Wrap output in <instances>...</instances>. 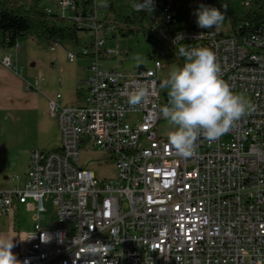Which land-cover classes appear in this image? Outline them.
I'll use <instances>...</instances> for the list:
<instances>
[{
	"label": "built area",
	"instance_id": "built-area-1",
	"mask_svg": "<svg viewBox=\"0 0 264 264\" xmlns=\"http://www.w3.org/2000/svg\"><path fill=\"white\" fill-rule=\"evenodd\" d=\"M105 2L42 1L47 15L85 32L88 41L79 55L90 61L80 83L81 104L63 106L60 94L48 100L59 149L33 150L23 183L0 188V226L14 202L34 222L19 264H264V22L241 36L178 30L183 0H152L150 11L138 10L143 0H135L131 8L156 26L167 51L157 52L152 67L126 73L121 65L105 64L121 55L107 46L114 27L105 23ZM194 47L215 54L220 78L252 108L228 133L215 141L201 137L196 155L182 158L157 132L159 108L168 103L158 74L166 60L182 67L180 49ZM13 49L20 50L19 41ZM74 57L67 54L70 61ZM11 58L0 65L16 73ZM132 81L153 84L157 94L129 106ZM25 83L38 91V79ZM82 138L114 157V179L101 180L79 165ZM48 201L56 207L57 229L40 223Z\"/></svg>",
	"mask_w": 264,
	"mask_h": 264
},
{
	"label": "crops",
	"instance_id": "crops-1",
	"mask_svg": "<svg viewBox=\"0 0 264 264\" xmlns=\"http://www.w3.org/2000/svg\"><path fill=\"white\" fill-rule=\"evenodd\" d=\"M182 16L186 18L183 14ZM2 42L0 34V60L12 54L11 59L16 70L15 73L0 65V188L10 190L23 183L29 155L33 150L59 149L60 132L56 120L49 115L48 100L53 99L60 90L65 93V96L61 94L63 106L68 107L71 103V95L80 99L83 93L80 83L87 78L90 58L80 56L82 48H79L72 61L67 58L68 53L62 54L63 58L59 61L53 54L60 48V42L44 43L32 39L21 42L20 39L19 51L6 48ZM55 44L56 49L52 50ZM78 44L76 42V46ZM84 44L83 42L82 46ZM65 49L70 52L68 47ZM40 53L44 56H40ZM79 58L89 60L81 69L80 75L76 74V77L65 75L62 82L57 81L59 70L63 68L69 72L65 66L66 59L69 65H74ZM73 71L76 72L75 69ZM35 79L40 82L38 91L28 90L25 81L31 82ZM16 177H19L18 182L15 180ZM21 211L29 214L31 219V214L25 207L14 202L12 215L3 217L0 226V236L13 237L14 247L11 251L17 260L24 235L31 232L34 225L31 219V230L23 229L19 218Z\"/></svg>",
	"mask_w": 264,
	"mask_h": 264
},
{
	"label": "clouds",
	"instance_id": "clouds-1",
	"mask_svg": "<svg viewBox=\"0 0 264 264\" xmlns=\"http://www.w3.org/2000/svg\"><path fill=\"white\" fill-rule=\"evenodd\" d=\"M152 0H143L138 10L150 11ZM226 10V5L222 6ZM199 28L221 26L224 12L200 5L196 11ZM185 58L182 67L169 73L161 87L167 89L168 103L159 108L161 116L172 128L167 133L169 147L182 158L196 155L197 141L203 137L215 141L228 133L235 122L251 108V102L233 93L228 83L220 78L215 54L208 48H181ZM127 104L141 106L156 95L155 87L148 82L132 81ZM13 238V237H12ZM12 238L0 236V264H19L12 253Z\"/></svg>",
	"mask_w": 264,
	"mask_h": 264
},
{
	"label": "trees",
	"instance_id": "trees-1",
	"mask_svg": "<svg viewBox=\"0 0 264 264\" xmlns=\"http://www.w3.org/2000/svg\"><path fill=\"white\" fill-rule=\"evenodd\" d=\"M42 1L28 0V5L25 6L21 0H0V34L6 48H13L22 37H33L47 42H78V33L82 30L65 19L47 15L43 11ZM134 1L106 0L104 5L105 23L112 25L114 33L122 37L140 32L147 37L148 41L155 40L156 48L150 54V58L154 59L158 51H167V49L154 31L145 28L144 16L131 8ZM201 1L205 6L224 12L225 19L231 26V32L236 36L254 33L264 22V0ZM223 5L227 6L226 10L222 7ZM183 20L180 13L176 29H197L194 22L187 24L183 23Z\"/></svg>",
	"mask_w": 264,
	"mask_h": 264
},
{
	"label": "rangeland",
	"instance_id": "rangeland-1",
	"mask_svg": "<svg viewBox=\"0 0 264 264\" xmlns=\"http://www.w3.org/2000/svg\"><path fill=\"white\" fill-rule=\"evenodd\" d=\"M22 4L27 6L28 0H21ZM57 0H52V2H56ZM46 4H49L48 2ZM202 4L201 0H183V10L182 14L186 18H193L194 24L197 29H201L198 27L196 20V11ZM144 26L147 30L150 31H157L156 26L149 24L148 19L144 22ZM158 28V27H157ZM215 32H217L220 35H226L228 32L231 31V26L229 24V21L224 18V21L222 22L221 26L211 28ZM107 38V46L108 48L118 50L121 52V55L118 59H114L110 62L105 63L107 66L111 65H121L122 70L126 73L131 72L134 73L138 70L139 67H152L153 66V59L150 58V54L155 50V40L148 41L147 37L140 32H136L134 34H131L127 37H122L119 34H116L113 32H110L109 35L106 34ZM34 40V41H41L44 43H47L45 40L33 38V37H22L21 42L25 40ZM88 37L86 36L85 32H79L78 33V46H76V42H60V48L53 54V56L60 61V58H63L62 54L66 53H72L73 55L77 53V50L79 48H82L83 42H87ZM65 47H68L70 52L65 51ZM65 51V52H64ZM64 52V53H63ZM40 56H44L42 53H40ZM75 56V55H74ZM54 58V59H55ZM77 62L74 63V65H69L68 60L65 61V66L68 67L69 72L64 70L63 68L59 70V75H57L56 80L62 82V79L65 75L68 76H74L76 77V74L78 76L80 75L81 69L87 64L89 61L87 58H79L76 60ZM165 64L167 65V68L160 72L158 74L159 80L165 81L168 78V75L171 71L178 69L177 64L170 63L168 64V61L166 60ZM75 69V73L74 70ZM72 73V74H71ZM65 79V78H64ZM58 92V93H57ZM57 94H62L65 96L64 92L62 90L57 91ZM55 95V96H56ZM75 95H71L72 100L71 103L68 104V107L76 106L77 104H80L84 100V96L74 97ZM127 121H132L134 117L128 116ZM160 123L158 126V135L161 140L168 142L167 139V133L172 130V128L169 126L168 122L161 116L160 114ZM45 150H52V149H45ZM114 157L109 154L108 152H103L98 150L96 147L93 146L91 142H89L87 139L82 138L80 141V151H79V165L82 168L91 170L95 173V175L101 179V180H112L115 178V170L114 165L115 161L113 159ZM44 207L46 209V212L42 214L40 223L44 227H47L51 225V229H57L59 228L58 222H57V214H56V207L51 204L50 201L44 203ZM20 220L22 221V227L24 230L28 231L31 230L32 227V221L30 219V215L25 213L24 211H21L19 215ZM61 227V225H60Z\"/></svg>",
	"mask_w": 264,
	"mask_h": 264
}]
</instances>
